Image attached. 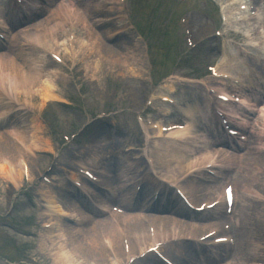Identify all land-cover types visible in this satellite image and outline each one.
<instances>
[{
    "label": "bare ground",
    "instance_id": "bare-ground-1",
    "mask_svg": "<svg viewBox=\"0 0 264 264\" xmlns=\"http://www.w3.org/2000/svg\"><path fill=\"white\" fill-rule=\"evenodd\" d=\"M97 2L98 1L93 4L92 0H76V3L84 9L89 17H92L91 11L99 6ZM69 4H72V1L65 0L56 4L55 9L48 7L47 10H45L46 13L38 17L40 23L36 27L35 32L27 35L25 38L22 37V41L18 40V43L13 44L5 53H0V69L5 70L4 76L0 77V184L7 182L14 186V188L19 187L23 179L24 171L21 167V161L25 160L27 162L28 172L32 177L33 173L29 166H34L35 160L38 158L36 153L52 151L51 142L46 138L47 129L43 126L42 121L24 107L25 103L34 100V95H38L42 106L59 100L56 91L58 90V83H63L60 76L61 74H59L58 71L59 66L48 59L43 51L40 53L37 49L41 47H43V49H58L56 45L58 41L67 39L68 30H74L76 41H78L79 44H86V47L92 50L100 46L97 39L107 38L109 40L115 37L117 32L125 29L124 21L119 20L105 26L107 30L103 34L99 35L100 33H98L95 36L90 33L92 28L96 29L103 25L92 24L93 18H95L92 17V19H90L92 25L86 27L68 7ZM115 10L117 9H105V11L109 13ZM0 13L7 19L13 18V6L9 5L6 7L5 5H0ZM101 17L108 18L105 16ZM81 35L86 36V41L80 40ZM48 39L55 46H47ZM16 40L17 39L14 41ZM132 54L135 62L138 61L139 58H143V52L141 50L137 52L133 51ZM14 55L19 59V62H16ZM90 62L91 61H88L86 69L96 70L98 68L97 63L94 62V64H90ZM133 73L134 72L130 70L127 72V76H133ZM11 77L17 78L18 87L16 90L10 88L11 92L6 93L5 88L10 86ZM167 89L170 92L174 90L173 87H168ZM238 92L243 94L241 90ZM20 97L24 98L23 104H20ZM195 106L186 107L183 110V114L194 119V123L192 121H185L189 123L188 127L191 126L195 130V133H200L199 130L201 129L202 122H205V118L210 120V117L202 114L199 105L195 104ZM255 122L257 127L264 129V113H262L260 117H257ZM215 133L217 135L219 134L217 127H212L210 134L205 136L206 140L204 144L206 145L199 142L192 143V147L198 149L197 151H191V149L185 145L179 146L164 140L153 141L152 149L155 152V158H157V160L166 161L169 159L170 161L185 163V161L195 155V152L201 149L210 150L213 143H221V140L215 139ZM189 145L190 144H188V146ZM249 146L250 149H253V152L263 149L264 138L261 133L253 132L251 134ZM217 147L220 146L217 145ZM210 153L216 154V148H214L213 152L210 151ZM74 155L79 158V162L77 163L79 166L91 167L95 172L103 168L106 170H108L107 168H112L109 162L112 163L113 158L94 155L93 159L90 160L85 158L84 155ZM242 157L243 156H241L240 159L230 157V159L227 160L228 166L232 167L233 163L242 160ZM256 160H258V158H256ZM209 161L210 158L206 159L205 164H209ZM136 164L137 161H131L129 157L119 156L117 157L115 166L116 168L118 167L119 171L123 169L122 171L130 175V172H132V174L133 172L138 173V167H135ZM163 164L162 162L161 165ZM243 165L245 166L244 163ZM258 166L260 167L257 161V166L251 173L261 171ZM262 169L264 170V168ZM104 174L105 173L102 172L100 175L103 176ZM166 174L168 179L179 184L191 203L195 206H198L196 202L200 198H207L210 200L209 203H212L219 197V188L216 186L218 184L217 182L198 181L205 178L203 172L193 175L183 183L178 180L180 174H175L173 172H167ZM118 178L120 180L122 176L118 174ZM257 178L259 181L264 182V176ZM251 180V174L242 176L241 171L236 173V195L233 216L235 223L238 219L239 226L235 237V239L237 238L235 256L228 261L227 259L230 253L227 245L217 246L215 248L217 253L216 256H210L208 254L209 251L200 246L197 242L198 238L215 230L218 224L223 221V206L215 207L209 212L194 214L181 204L174 192L169 194L166 188L161 191L155 205L149 204V202L146 201L142 204V208L145 209V211L157 214L155 217L148 216L149 225L146 227L143 221L145 218L140 217L138 214L126 218L111 214L110 217L113 218L111 220L109 218V220L106 219L104 221L91 220V218L85 214V210H92V207L87 204L79 205L76 203V197L79 198L77 191L69 188L64 180H58L53 188L43 185V187L46 188L45 190H48L61 204L66 205V210H73L80 220L75 224H68L56 218L57 212L54 210L53 206L40 205L45 208L40 210L41 215L48 220L47 223H53L50 230L45 231V236L48 237L52 244L45 242V239H47V237H45L42 246L48 248L47 250L51 249V251H49L52 254H54V246H58V251L55 253V257L61 255L60 259L56 260L58 264H120L122 261L129 259L130 256L138 255L149 247H152L158 241L179 239L177 242L167 244L162 248L164 253L172 259L177 260L179 264H186L185 262H187V260H181L184 255L191 252V250L198 251L200 260L189 261L190 264H253L263 262L264 236L260 237L258 233H256V230H264V210L262 211V216L252 211V215L256 216L254 219H251L248 215L250 213H248L250 195L249 191L246 189V182ZM127 182L129 181L120 182L121 201L124 203L123 206H126L130 211H134L133 199H131V195L128 196L133 192L125 188V183ZM149 182L151 187L152 181L149 180ZM257 182L258 180L253 181V183ZM108 184L109 182L107 180V186ZM155 186L158 188L160 185L155 183ZM143 190H145V193ZM67 192L72 193V198L71 195L67 196ZM142 193L144 194L143 197L145 200L147 197L146 186L142 188ZM200 193L201 195H199ZM93 198L97 200L98 207L102 204L112 203V198L107 196L104 190H98ZM164 200H166V205L161 206V202ZM139 205L141 206V204ZM259 208L261 207H258V209ZM68 211H66V213H68ZM170 213L171 216H168ZM195 219H199L201 224L196 225ZM80 223H83V225L81 226ZM151 226L155 228L154 239L149 237V227ZM124 227L129 229L127 235L124 237L130 244V251L128 254L125 253L123 248L122 229ZM257 227L260 229H257ZM85 232L89 233L86 242L88 249L83 257L85 262L80 263V260H75L76 257H80V254H77V249L69 251L67 245L68 242H73V238L77 237L78 234H83ZM49 235L52 237H49ZM162 236H164V238H161ZM238 238L240 240H238ZM107 243H112L114 249L112 254L108 251L109 248L107 247ZM113 255H116L119 260L116 262L113 259L111 260V256ZM259 258L262 259L259 260ZM146 261H149L150 264H159V261L153 254L147 255L144 259L137 261L135 264Z\"/></svg>",
    "mask_w": 264,
    "mask_h": 264
},
{
    "label": "rangeland",
    "instance_id": "rangeland-1",
    "mask_svg": "<svg viewBox=\"0 0 264 264\" xmlns=\"http://www.w3.org/2000/svg\"><path fill=\"white\" fill-rule=\"evenodd\" d=\"M192 6L189 8L191 12L186 13L185 15L188 18H191L195 23V30L197 37H202L205 31H212L217 24V14L213 11V3L210 0H192ZM153 3H157L158 0H152ZM160 4H165V7L169 10L176 12L174 7H179V5L172 3L170 0H160ZM197 6V7H196ZM185 9H180L178 13L173 16L172 20L175 22L179 14H181ZM107 30V28L105 29ZM157 28H153V35H160V31H156ZM170 37H165L167 44L171 43L177 50L175 51L174 59L179 62L181 68H188L189 58L191 57H201L208 63H217L221 65L225 70L232 73L244 74L246 70L248 71L252 66L247 62V59H255L248 55L249 51L245 48L236 47L233 44L228 43L223 40H214L213 38L204 41L199 48L193 52L191 55H186L183 37L179 30H174L171 32ZM167 35V34H166ZM161 36V35H160ZM132 41H131V39ZM159 36H157V39ZM138 41V39L136 38ZM131 37V35L126 34L124 36L117 37L109 41H101L102 53L99 60V70L93 73L91 70L86 69L85 58H80L76 68L73 71H68L64 66H59L58 71L61 74L63 83H58V90L56 95L59 97V100L51 103L46 108H41L38 105L40 101L37 97V102L34 104L35 110H32L38 115L43 123V126L46 130V138H48L52 144V152H39L37 154V160H35L34 166L31 167L33 175L35 178H39L40 172H44L48 165L53 161V155L55 153V146H57L56 152L61 151V153H67L74 146L78 144L87 142L88 140H107L111 137L107 133L106 120L104 122H99L96 120H88L87 117L83 114L82 100L87 101L93 105V116L97 115L99 112L108 111L112 113V118L117 120L118 125H126V133L117 135L116 139L122 141L124 144L117 147L116 154L120 156L131 158H139L142 155V152H125V149L128 145H133L137 148V145L143 140L142 136L136 134L137 126L134 121V118L129 115L126 109L131 107V104L128 101L126 93H132L135 97L143 101L146 98L147 94L153 90L150 83L148 82V71L146 70L145 63L143 58H139L138 61H134V57L127 56L126 48L131 44H135L137 41ZM139 45V44H138ZM64 48L61 46V50ZM133 50H136L133 47ZM41 51V50H40ZM138 51V50H136ZM135 51V52H136ZM242 53V56L240 55ZM164 54H162L163 56ZM240 55V56H239ZM243 55L245 58H243ZM15 57V55H14ZM16 62H19V59L15 57ZM95 60V59H93ZM177 66L176 63H174ZM248 66V69H247ZM180 67V66H179ZM165 68V66H163ZM120 70L123 72L121 73ZM132 70L133 76H127V72ZM184 70V69H183ZM188 71V70H186ZM198 75V74H197ZM167 84L160 86L158 93L169 94L170 92L167 89ZM201 88L180 84L174 88V91L170 94L178 102L177 108L171 109L172 112H180L182 108L186 107L190 102V98L197 99L202 101ZM161 104L157 103V109L152 116L156 118H165L170 115V112L165 108L166 106H159ZM172 120V119H171ZM177 121L182 120L178 117ZM164 121V122H166ZM51 123V127H48L47 124ZM86 125L87 129L83 135L79 138L78 141H75L76 144L71 145L70 147L63 146L59 137L54 134L53 127H58L60 130H63L66 134L75 133L78 129L84 128ZM111 135L114 132H110ZM261 133L262 137L264 134L262 131H257ZM115 135V134H114ZM1 143V142H0ZM258 158V164L260 165L261 171L257 173H250L252 175V180L246 182V189L249 191V206H248V215L250 217L251 212L258 208L260 203L257 198L254 197L256 190H259L261 194L264 193V183L259 181L257 177L264 176V156L260 155ZM255 166L257 160H255ZM39 169V170H38ZM261 175V176H260ZM258 180L257 183L253 181ZM40 182V181H39ZM38 181L36 184L38 185ZM261 182V183H260ZM260 185L258 186V184ZM33 185L32 188L37 187ZM253 188L251 189V187ZM15 188L8 186V184H0V213H4L8 207L11 205V198L15 193ZM30 192L32 190L30 189ZM18 202L14 203L13 210L16 213H21L22 204L28 202V198L24 196L18 197ZM251 203V204H250ZM27 205V204H26ZM29 206V204H28ZM33 212V211H32ZM255 212V211H253ZM259 212V211H258ZM34 213V212H33ZM37 217H40L39 212L35 211L34 213ZM31 227L21 228L22 233L29 234ZM257 229H260L257 227ZM259 230H256L258 233ZM9 233V237H8ZM13 235L10 231L0 228V245L8 243L10 241H15L14 238H21L17 235ZM261 235V234H259ZM24 241L28 242V245H34V236L26 235ZM9 241V243H10ZM13 245L11 243V247ZM87 250V249H86ZM11 256L16 255L14 252L9 251ZM36 250L32 248V255H35ZM11 259V258H10ZM1 264V263H0ZM42 264H55V262L47 256V262Z\"/></svg>",
    "mask_w": 264,
    "mask_h": 264
}]
</instances>
